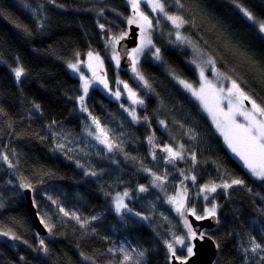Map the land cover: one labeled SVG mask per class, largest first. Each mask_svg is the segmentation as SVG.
<instances>
[{
  "label": "trees",
  "instance_id": "16d2710c",
  "mask_svg": "<svg viewBox=\"0 0 264 264\" xmlns=\"http://www.w3.org/2000/svg\"><path fill=\"white\" fill-rule=\"evenodd\" d=\"M162 2L167 14L184 19L183 39L160 16L152 31L160 56L142 58V84L120 67L143 99L133 120L97 88L87 94L84 111L81 80L68 67L90 51L107 58L106 33L127 30V0H0V264H124L125 253L113 252L114 245H124L140 264H171L169 244L180 259L188 257L175 242L187 236L188 210L204 216L213 206L218 224L207 232L218 247L214 264H264V180L231 154L178 81L200 82V53L213 60L226 84L234 80L264 107V34L257 23L264 21V0ZM19 67L24 75L17 81ZM91 116L111 130V151L74 146L93 129ZM165 147L183 158L169 161ZM234 179L243 183L202 191ZM28 185L51 228L47 235L33 226ZM124 192L130 209L120 216L112 201ZM182 193L184 215L170 203Z\"/></svg>",
  "mask_w": 264,
  "mask_h": 264
},
{
  "label": "snow or ice",
  "instance_id": "6c2138e0",
  "mask_svg": "<svg viewBox=\"0 0 264 264\" xmlns=\"http://www.w3.org/2000/svg\"><path fill=\"white\" fill-rule=\"evenodd\" d=\"M131 7L135 13V18L132 20H129V23H137L141 29V44L140 47L133 49L132 57H133V63H132V70L136 72L137 76L143 80V76L137 71L136 64H137V56L140 54L145 47L152 44V40L150 36L147 34V29H150L152 27V22L149 19L147 15H145L143 12L140 11V4L142 0H129ZM146 3L151 8L153 12L165 11V6L162 2V0H146ZM242 12L244 16L249 21H255V17L251 12H249L247 9H242ZM168 20L172 22L173 25H175L176 28H180L184 23V19L180 16H168L167 13H165ZM258 23V31L261 34H264V21H259ZM124 37L121 36L119 38H113V41H110V43H118L120 39H123ZM177 39H183L179 34H177ZM159 52L160 50L157 48L155 49V56L157 59H159ZM88 56V63L87 67L89 69H92V75L95 80L99 81V83L103 84L105 88L108 87L107 81L102 77L98 76L95 69L93 68V61L97 62V64L101 63L100 57L98 55H95L92 52L87 53ZM116 63L119 64V55H115ZM209 63H214L213 61H209ZM69 68L72 69L75 72H79V62L78 63H72L69 64ZM15 78L17 81L20 80L21 76L24 75V69L16 68L14 70ZM200 76L203 79L204 78V72L203 69L200 71ZM81 78L84 80L83 83V91L85 95L88 92L89 88V81L87 78L83 77L81 75ZM230 79V78H228ZM186 89H188L193 96H195L198 100H200L203 103V106L205 110H207L211 116L213 121L216 124L217 129L221 131V133L224 135L225 140L228 142L229 147H231L232 151L236 153L243 161L247 169L250 171V173L259 178L260 180H264V107H261L260 105L256 104L254 100H251L250 97H248L239 87V85L233 80L231 82L232 86L227 90L226 96H221L220 93H223V89H216L214 86L210 84V82H205V84H202L199 89L193 88L192 84L187 83L186 81H179ZM122 83V82H121ZM125 88H128V85H124ZM129 95L131 97H135V93L132 92L131 89H128ZM117 98H119V91L113 93ZM84 97H80L81 104H83ZM222 100H227L228 102V109L225 111L223 108L220 107V104ZM244 100H249L251 107H245L243 104ZM133 103H140L143 104V101H137L133 99ZM86 111V109H84ZM132 119L136 120L137 116L135 112L131 113ZM243 117L245 123H240L237 120V117ZM93 122L99 126V121L95 120L93 118ZM163 123V122H161ZM101 132H103V129H101ZM106 136V133H104ZM97 139H100L98 136ZM152 142L151 137L149 138V143ZM101 143L107 144L108 150H112V145L107 142V140H101ZM164 151L168 153L169 161H173L177 158L182 159L183 156L181 152L174 151L171 147H165ZM6 159V157H5ZM194 159V157H193ZM95 175V173H93ZM155 175V174H153ZM156 179H161L160 177H156ZM193 180H195V177H192ZM243 181L239 179L232 180L231 184H223V185H205L204 189L202 191L207 192H216L217 187L222 188H229L232 185H239L242 184ZM28 187H31L28 185ZM140 191H146L145 188L141 187ZM125 196L128 195L127 192L124 193ZM207 199V197H205ZM170 203L176 204V211L180 215H184V207H185V197L182 193L180 195V198L177 199L176 197H173L170 200ZM127 205H124L122 203V198L118 199L116 203V211L120 212L122 208H126ZM188 211L191 212L193 216L196 217L197 220L205 219L208 217H215L216 216V207L213 206L211 208L206 209L205 215L200 216L196 214V210L194 208L189 209ZM65 215H68L67 212H65ZM138 215V214H137ZM78 219V217H77ZM41 221L43 222L42 218ZM185 225L188 227V235L191 238H196L197 234L194 232L191 228V226L188 224V221L185 220ZM45 227L48 228V231H51V228L45 224ZM3 235L7 236L8 233H3ZM200 239H203V235L199 237ZM12 239H19V237L13 236ZM180 245H184L183 239H177L176 241ZM41 245L44 244V241H40ZM260 245H256L255 248H259ZM168 248L172 251V255L179 260L180 257L175 255V249L172 247L171 244L168 245ZM255 248L253 251H255ZM42 251L47 252V248L44 247ZM187 256L191 257L193 252V247L189 246L186 248ZM140 255H143V253H140ZM128 257H126L127 259ZM182 264H186V259L182 261Z\"/></svg>",
  "mask_w": 264,
  "mask_h": 264
},
{
  "label": "rangeland",
  "instance_id": "374dc122",
  "mask_svg": "<svg viewBox=\"0 0 264 264\" xmlns=\"http://www.w3.org/2000/svg\"><path fill=\"white\" fill-rule=\"evenodd\" d=\"M127 1H128V4L131 7V4H130L129 0H127ZM131 9H132V7H131ZM140 11L143 12L145 15H147L149 17V19L151 20V22H152V27L150 29H147V34L150 36V38L152 40V44L147 46V47H145L144 50L140 54H138V56H137L136 68H137V71L141 74V72H140L141 60H142V58L144 56L147 55L148 52L150 53V55H151V57L153 59H157L155 54H154L155 49H157V48L154 45L152 31H153V28L157 25L156 22L158 21V17L162 16V21L164 20L163 26L167 27L171 31H174L176 34H179L180 36L182 35V32H180V31H181L182 27L184 26V24L180 28H176L175 25H173L172 22L167 19L166 15H165V13H166L165 11L163 13L160 12V11L153 12L151 10V8L148 6V4L146 3V0H142V2L140 4ZM167 15L168 16H174V15H169V14H167ZM134 18H135V13H134V11L132 9V14L130 15L129 19L127 20V30H126L125 33L120 34V35H115V36L106 33V35H105V43H106V45H107V47L109 49V51L107 52V58L106 59L101 57L99 54L90 51V52H92L94 54V56L98 55L100 57L101 63L97 64V62H95V61L92 62L93 63V68L95 69V71H96L98 76H102L107 81V84H108L107 88H105L103 84L99 83V81L94 79V77L92 75V71L93 70L89 69L87 67V63H88L87 53L85 54V56L83 58H81V57L76 58V59L72 60L69 63V64H72V63H78L79 62V69H80L79 72H75V71H73L70 68L69 69H70V71H71V73L73 75L77 76L81 80V88H82V90H81V94H80L78 100H79L80 106H81V108L83 110L86 109V111H87L86 96L89 93V91L91 89H94V88H97V89L101 90L102 92L106 93L109 97L117 100L120 104L125 106L131 113L135 112L136 115H137L138 108L140 106H142V104H140V103H133V99H135L137 101H141V100L143 101V99L140 97L139 92L134 87H132L131 83L127 82V79L132 77L139 84H142L143 80H141L137 76L136 72H134L132 70V65L131 66H127V67L123 66L124 69H127L126 73L128 74L127 75L128 78H125L124 76H122V74L120 72V68H119V67H121V64L120 63L117 64L116 60L114 58L115 55H117V54L119 55L118 48H117L118 43H115V44L114 43H110V41H113V38H119V37L125 36V35H127L129 33L130 25L132 24V23L131 24L129 23V20H132ZM162 21H160L159 25L162 23ZM135 24H137V23H135ZM102 27H104V26H102ZM105 31L106 30H103V32H105ZM140 44H141V29H139L138 44H137L136 47L131 49V52H130L131 57H132L133 49H136V48L140 47ZM159 56H160V52H159ZM210 60L213 61L208 56H204L203 54H200V53L198 54V58L196 60V64H197L196 69H197V73H198L199 78H200V82L198 84L195 85V84H193V83H191V82H189V81H187L185 79H181V78H179L178 81H181V80L186 81L187 83L192 84L193 88H195V89H199L201 87V85L205 84V82L207 81V82H210V84L212 86H214L216 89H223L224 92L220 93V95L221 96H226L227 95V90L229 88H231L232 84L231 83L226 84V81L224 80V78L221 75V73L217 70V68L214 65V63H209ZM132 63H133V57H132ZM68 67H69V65H68ZM201 69H203V72H204V78L203 79L200 76ZM81 75H83V77L87 78L88 81H89V88H88V92H87L86 95H85V93L83 91L84 80L81 78ZM125 84L128 85V88L124 87ZM180 85L184 89H186L181 83H180ZM128 89H131L132 92L135 93V97L134 98L129 95ZM186 90L192 95V93L188 89H186ZM117 91H119V93H120L119 98H117L115 95H113V93H115ZM81 96L84 97L83 104H81V101H80V97ZM251 100H253V99H251ZM124 101H125V103H124ZM197 101L202 106L204 112L208 115V117L210 118V120L212 121V123L216 127V124L213 121L211 114L207 110H205V108L203 106V103L200 100H198V99H197ZM243 104L245 105V107H248V108L251 107V104H250L249 100H244ZM220 107L223 108L225 111H227V109H228L227 100H222V102L220 104ZM91 120H92L93 129L86 128L84 133H83V136L79 137V139L77 140V142H76V144L74 146H76L77 148H81V149L82 148H90V149H94L96 151H102L103 149L108 148L107 144L101 143V140H105V139L107 140V142L109 144L113 145L114 144V140H113V137H112L111 130L108 127H104L103 125H101L100 122H99V126H97V124H95L93 122V117L92 116H91ZM95 120H97V119H95ZM237 120L240 123H245L243 117L238 116ZM101 129H103V132H101ZM218 131L222 135V137H223V139L225 141V144L228 147V149L231 152V154L236 159H238L244 165V167L247 169V167L244 164V161L236 153H234L232 151L231 147H229L228 142L225 140L224 135L221 133V131L219 129H218ZM104 133H106V136L104 135ZM98 136L100 137V139H97ZM68 144L71 146L70 143H68ZM74 146L72 145L71 148L74 149ZM7 164L8 165H12L9 161H7ZM248 172L250 173L249 170H248ZM124 193H119V194L115 195L114 198H113V201H112L113 208H114L115 212L117 214H119L120 216H123V213H126L130 209L129 203H128L129 193L127 192L128 193L127 196H125ZM121 198H122V203L124 205H127V207L126 208H122L120 212H117L116 211V203H117L118 199H121ZM186 220L188 221V224L191 226L192 230L194 232H196L194 230L193 226L191 225L187 215H186ZM186 234H187V236L185 238H179V239H183L184 240V242H185L184 245L178 244L176 242L178 238H175V242L179 245L180 248H183L185 251H186L187 247H189V246L193 247L194 246V242H193L194 238L190 239V237L188 235V227H187ZM0 236H1V234H0ZM112 249H113V252L121 251V252L125 253V254L122 253L123 254L122 262L124 264H140V257L137 256V255H136V257L131 255V253L129 251H127V249L125 248L124 245H114L112 247ZM174 249H176V248H174ZM186 254H187V251H186ZM126 257H128V258L126 259ZM178 257H180V256H178ZM180 258H182V257H180Z\"/></svg>",
  "mask_w": 264,
  "mask_h": 264
},
{
  "label": "water",
  "instance_id": "95a60500",
  "mask_svg": "<svg viewBox=\"0 0 264 264\" xmlns=\"http://www.w3.org/2000/svg\"><path fill=\"white\" fill-rule=\"evenodd\" d=\"M139 25L131 24L130 31L127 35L120 39L117 45L121 66L127 67L132 65V57L130 55L131 49L136 47L139 40ZM104 28L102 29V31ZM28 209L33 222L35 230L40 236L47 235L48 228L45 227L44 222L38 214L37 208L33 201L32 189L27 187L25 189ZM190 223L196 231L197 237L194 238L193 252L191 257L186 258V264H214L218 253V247L215 239L207 232L213 229L218 224V217H208L197 220L191 213L189 214ZM203 235V239L199 237ZM42 247V245L40 246ZM183 259L177 260L172 256L171 264H182Z\"/></svg>",
  "mask_w": 264,
  "mask_h": 264
},
{
  "label": "flooded vegetation",
  "instance_id": "af4514ba",
  "mask_svg": "<svg viewBox=\"0 0 264 264\" xmlns=\"http://www.w3.org/2000/svg\"><path fill=\"white\" fill-rule=\"evenodd\" d=\"M119 63H120V59H119ZM121 64V63H120ZM120 68V67H119ZM121 69V68H120Z\"/></svg>",
  "mask_w": 264,
  "mask_h": 264
}]
</instances>
